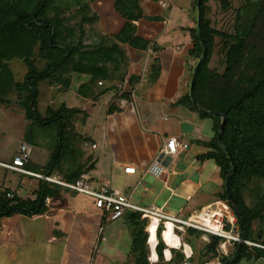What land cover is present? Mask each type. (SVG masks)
Wrapping results in <instances>:
<instances>
[{
	"label": "crops",
	"instance_id": "1",
	"mask_svg": "<svg viewBox=\"0 0 264 264\" xmlns=\"http://www.w3.org/2000/svg\"><path fill=\"white\" fill-rule=\"evenodd\" d=\"M193 1L140 0L146 18H159L137 23V36L149 46L144 51L124 46L126 69L114 74L115 79L100 82L94 100L77 97L86 119L82 142L71 149L80 155L79 167L73 172L86 176L92 188L108 185L134 205L156 207L182 220L209 209L233 216L227 211L229 204L220 199L225 181L219 167L213 160L199 159L210 151L214 120L201 116L200 108L182 103L190 96L195 65L189 58L193 47L190 30L196 28L198 18ZM155 58L160 72L151 83L150 67ZM87 82L88 77L74 74L71 92L78 96L76 90ZM169 138L187 144L188 149L179 148L161 175L154 176L149 169L163 163L159 156ZM127 167H133L135 174H125ZM31 168L27 170L33 174L44 171L40 166L36 171ZM0 171L15 178L16 183H8L7 188L24 201L34 200L41 188L51 192L45 197L42 214L0 217V264H132L133 228L127 229V224L128 216L136 213L104 223L90 198L35 177ZM49 176L69 180L55 172ZM99 227L103 228L101 243ZM143 231L146 234L145 228ZM147 245L146 236L149 261ZM238 264H264V258H243Z\"/></svg>",
	"mask_w": 264,
	"mask_h": 264
},
{
	"label": "trees",
	"instance_id": "2",
	"mask_svg": "<svg viewBox=\"0 0 264 264\" xmlns=\"http://www.w3.org/2000/svg\"><path fill=\"white\" fill-rule=\"evenodd\" d=\"M210 1H193V10L198 18L196 28L190 30L193 47L189 58L195 61L192 72H196L192 75L190 96L182 103H188L195 110L200 108L201 116L214 120L215 137L209 145L210 151L199 159L213 160L219 167L224 181L234 166L235 170L230 175L220 199L228 204L229 198L231 199V208L238 221L240 236L249 241L253 239V224H264V194H259V186L256 191L259 194V202L256 206L248 207L243 197L246 183L254 181L258 185L257 182H264V47L256 50L248 44L254 35L253 25L256 24L257 18L247 30H237L234 35L212 28L208 18ZM257 1L262 7V14L264 0ZM49 8L50 0H0V101L13 90L25 93L24 107L27 118L43 130L56 126L55 150L46 167L47 171L36 173L40 175H49L59 163L65 150L63 142L66 124L80 111L62 105L56 111H49L48 117L43 119L37 111L39 84L55 79V76L63 71L67 70L69 73L70 69V72L90 76L89 83L78 89L79 96H89V88L97 82L113 80L114 74L126 69V54L118 44L141 51L148 48L149 42L136 36L137 23L140 20L159 21V18L144 16L140 0H113L114 11L121 18L120 25L112 34L118 44L115 43L110 48L100 47L97 50L84 51L81 44H66L70 35H64L60 18L52 17ZM221 8L222 12L228 11V3L222 0ZM239 19L240 16L236 13L235 21ZM216 39L228 45L222 74L215 73L208 67ZM35 49L38 50L36 54ZM36 55L45 62L42 68L37 66ZM14 59L22 60L27 67L21 84L14 83L13 75L7 66V63ZM159 72V61L155 58L150 67L151 83L157 80ZM220 117H224L225 122L219 133ZM81 175L82 173H76L67 182H74ZM41 189L32 201H24L16 196L8 199L6 193H0V217L44 213L43 202L51 192L45 187ZM128 222L133 228L134 261L136 264H148L146 234L143 231L145 221L141 220L138 214H132L128 216ZM262 230L255 240L264 247ZM186 234L191 237L187 239V243L192 247L194 242L203 236V233L192 229L186 230ZM222 242L220 238L209 237V243L204 245V255H210L211 258L203 264L218 257L221 258L222 264H238L243 258H264L263 249L251 248L245 244L238 248V243L234 245L231 255L224 256L219 254L217 249ZM163 250L164 245L159 242L156 249L159 260L163 259ZM176 256L184 258L181 251H177ZM174 259L172 257L171 261L166 263L177 264Z\"/></svg>",
	"mask_w": 264,
	"mask_h": 264
},
{
	"label": "rangeland",
	"instance_id": "3",
	"mask_svg": "<svg viewBox=\"0 0 264 264\" xmlns=\"http://www.w3.org/2000/svg\"><path fill=\"white\" fill-rule=\"evenodd\" d=\"M177 1L182 4L187 2V0ZM221 1L222 0H211L209 3L210 11L208 13V18L211 21L212 28L217 31L234 35L237 30H247L252 25L254 19L257 18L256 24L253 25L254 35L248 41V44L250 45V48L256 50H260L264 47V9L261 14L262 7L258 5V1L224 0L229 5V10L226 12H222L221 10ZM49 10L52 17L60 18L64 29V35H70L66 42L67 45L75 46L77 44H81L84 51H93L100 47L110 48L113 44H118L112 37V34L120 25L121 18L114 11L113 0H50ZM236 13L240 16L239 21H235ZM215 44L214 54L210 59L208 67L211 71L222 74L225 68V54L227 52L228 45L224 44V42L219 39L215 40ZM118 45L123 50V47L127 46L122 44ZM34 51L35 54L38 53L37 49ZM36 59L38 68H42L45 65L43 58H38L36 55ZM7 66L13 75L14 83L21 84L25 74L27 73L25 63L20 59H14L8 62ZM68 71L69 73H67V70L63 71L62 73L56 75L55 79L39 84L40 96L38 98L37 105V111L43 119L48 117L49 111H56L62 105H65L67 108L78 109L80 111L79 114L74 115L66 124L63 142V145H65L64 155L60 157L59 163L53 168V170H51V172H55L61 177H66V179H69L70 175L72 176V174H75L73 171L79 167L76 166V162H80L78 160L80 155L76 152H71V149L74 151L76 144H80L82 142L81 133L86 119L85 113L80 107H78L82 104V102L77 98L81 97L78 95L79 88L75 93L78 96H75L70 89L72 76L76 73L70 72V69H68ZM84 76L88 77V82L84 84L87 85L91 78L88 75ZM99 83L100 82H97L91 89L89 88V96L81 98L94 100V98L98 95L95 94V88L99 86ZM25 96V93L13 90L4 98V100L0 101V161L4 163H11L14 156L18 155L21 144L24 143L28 145L30 149V163L28 167H32L31 169L36 171L39 170L37 166H40L42 170L47 171L46 167L49 164L51 155L56 146V126L51 129L43 130L38 125L33 124V122L30 121L26 115V109L24 107ZM75 98L77 100L76 103H74ZM83 169L84 168H80L79 170L83 172ZM8 183H16L15 178L9 175L8 172L4 173L0 171L1 194L12 193L9 192V188H7ZM257 183L258 185L253 181L245 184L243 197L244 202L248 207L256 206L259 202V194L261 196L264 194V182ZM257 186L260 188L259 194L256 192L258 191ZM13 195L14 197L16 196L15 194ZM227 211H230V213L236 217L230 205L227 206ZM253 226V239L249 241L246 240L252 245L247 246L254 247L253 245H256L260 248L261 243L255 239L258 238V234L262 229V231H264V224L255 222ZM127 229H131L130 224H127ZM131 231L133 232V230ZM237 232L238 230L235 229L233 235ZM180 236L183 243L189 245L187 243V239H191V237L188 236L186 232L182 233ZM240 238H242V236ZM194 243L196 246L195 248L192 247L193 250L191 249V259L187 258L184 253L183 259H180L179 257L176 258L177 251L172 250L173 253L171 251L172 257L176 259L174 260L177 264H203V262L211 258L210 255H204V245L209 243L208 236L203 235ZM223 244L224 243H220L217 248L219 254L224 256L231 255L234 250L235 243H225V251L227 252V255L221 252V246ZM181 252H183V250ZM146 257L147 263L151 264L148 261L147 249ZM186 258L190 260H186ZM130 261L132 264H136L134 263L133 258H131ZM170 261H167L164 256L162 260H159L158 257L156 264H168L166 262ZM207 264H222L221 258L218 257L217 259H213Z\"/></svg>",
	"mask_w": 264,
	"mask_h": 264
},
{
	"label": "built area",
	"instance_id": "4",
	"mask_svg": "<svg viewBox=\"0 0 264 264\" xmlns=\"http://www.w3.org/2000/svg\"><path fill=\"white\" fill-rule=\"evenodd\" d=\"M92 149L96 148V145L91 146ZM188 149L187 144H178L175 138H169L166 140L162 153L165 156L172 158L176 155L178 149ZM30 162V149L26 144H21L19 153L16 155L11 163H0V168L18 173L24 176H31L42 180L43 182L50 183L67 189L71 192L90 198L93 201L94 209L101 213L104 223L114 222L122 219L127 213H136L140 216V219L145 221V232L147 236V242L149 241L150 233L147 231V226L151 225V222H156L155 236L162 241V234L166 228V224H172L175 233L179 238L181 234L186 230L192 229L203 233L204 236L216 237L223 240L224 243L221 246V252L227 255L225 251V243L232 242L241 245H252L242 238H240L239 225L236 217L226 216L220 211L203 210L193 218L189 220H182L177 217L169 216L165 214L161 209L156 207L143 208L131 203L129 197L111 189L108 185H102L98 188H92L90 180L86 176H81L74 182H63L49 175L33 174L26 169V166ZM159 163V162H158ZM160 164V163H159ZM154 164L150 167L149 172L154 176H160L164 170L162 165ZM124 173L127 175L135 174L133 167H127L124 169ZM6 198L12 199L11 193H6ZM47 200V199H46ZM223 214V215H222ZM228 227V229H227ZM238 232L233 235L234 230ZM99 241L103 242V228L99 227ZM163 243V242H162ZM254 247H259L253 245ZM261 248V247H260Z\"/></svg>",
	"mask_w": 264,
	"mask_h": 264
},
{
	"label": "bare ground",
	"instance_id": "5",
	"mask_svg": "<svg viewBox=\"0 0 264 264\" xmlns=\"http://www.w3.org/2000/svg\"><path fill=\"white\" fill-rule=\"evenodd\" d=\"M147 231L150 233L149 237V257H150V262L155 264L158 261V255L156 253L157 246L159 245L158 239L155 236V230H156V222H151V225L148 227L147 226ZM173 226L172 224H166V228L164 229V232L162 234V241L159 238V242H163L164 245V250L163 254L164 257L167 261H170L172 254H171V249L176 250V251H182L184 255L187 258H190L192 256V250L189 245L183 243L181 238L177 236L175 233H173Z\"/></svg>",
	"mask_w": 264,
	"mask_h": 264
},
{
	"label": "water",
	"instance_id": "6",
	"mask_svg": "<svg viewBox=\"0 0 264 264\" xmlns=\"http://www.w3.org/2000/svg\"><path fill=\"white\" fill-rule=\"evenodd\" d=\"M202 57H203V55L201 56V58H202ZM195 72H196V70L193 72V74H195ZM192 85H193V83H191V85H190V92H191V90H192ZM193 104L196 105L195 103H193ZM220 119H221V122H220L219 130H218L219 133H220L221 130L223 129L224 122H225L224 117H220ZM159 160L163 162V163H161V165H162L163 167H165V166H167L169 163H171V158L168 157V156H165L164 154H161V155L159 156ZM234 170H235V168H234V166H233V167H232V171L229 173V175L227 176V178H226V180H225V187H226V183H227V181H228L230 175L232 174V172H233ZM226 191H227V190H226ZM227 193H228V192H227ZM229 204L231 205V207H233V204H232V201H231L230 198H229ZM240 247H241V243L239 244L238 248H240ZM186 260H187V258H186Z\"/></svg>",
	"mask_w": 264,
	"mask_h": 264
}]
</instances>
